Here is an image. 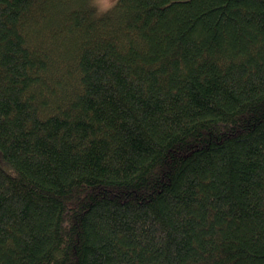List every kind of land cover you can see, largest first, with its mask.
I'll use <instances>...</instances> for the list:
<instances>
[{
  "label": "trees",
  "instance_id": "trees-1",
  "mask_svg": "<svg viewBox=\"0 0 264 264\" xmlns=\"http://www.w3.org/2000/svg\"><path fill=\"white\" fill-rule=\"evenodd\" d=\"M110 4L0 0V264H264V0Z\"/></svg>",
  "mask_w": 264,
  "mask_h": 264
},
{
  "label": "rangeland",
  "instance_id": "rangeland-1",
  "mask_svg": "<svg viewBox=\"0 0 264 264\" xmlns=\"http://www.w3.org/2000/svg\"><path fill=\"white\" fill-rule=\"evenodd\" d=\"M112 0H95V2L97 3V6L100 9H102L101 11H103L104 9H106L107 7H110V3ZM114 1V0H113ZM110 4V5H109ZM0 167L3 168L4 170H9V165L8 163L5 161V159L1 156L0 154Z\"/></svg>",
  "mask_w": 264,
  "mask_h": 264
}]
</instances>
